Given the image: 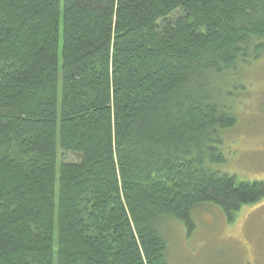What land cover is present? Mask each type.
Masks as SVG:
<instances>
[{"label":"trees","instance_id":"obj_1","mask_svg":"<svg viewBox=\"0 0 264 264\" xmlns=\"http://www.w3.org/2000/svg\"><path fill=\"white\" fill-rule=\"evenodd\" d=\"M262 55L264 0H0V264H168L164 222L261 201L217 164Z\"/></svg>","mask_w":264,"mask_h":264},{"label":"rangeland","instance_id":"obj_2","mask_svg":"<svg viewBox=\"0 0 264 264\" xmlns=\"http://www.w3.org/2000/svg\"><path fill=\"white\" fill-rule=\"evenodd\" d=\"M231 73L224 85L238 91L233 90L230 98L228 94L224 104L236 125L221 134L224 163L217 164V170L241 182L264 183V55ZM213 81L219 85L218 79ZM58 156L59 164L77 161L60 150ZM192 219V234L175 220L163 223L168 264H264V198L233 216L214 203H203Z\"/></svg>","mask_w":264,"mask_h":264}]
</instances>
